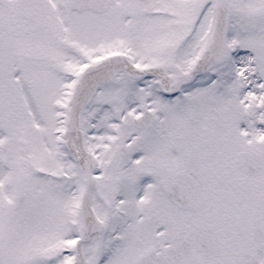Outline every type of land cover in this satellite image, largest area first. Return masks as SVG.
Returning a JSON list of instances; mask_svg holds the SVG:
<instances>
[{
  "label": "snow or ice",
  "instance_id": "obj_1",
  "mask_svg": "<svg viewBox=\"0 0 264 264\" xmlns=\"http://www.w3.org/2000/svg\"><path fill=\"white\" fill-rule=\"evenodd\" d=\"M0 264H264V0H0Z\"/></svg>",
  "mask_w": 264,
  "mask_h": 264
}]
</instances>
